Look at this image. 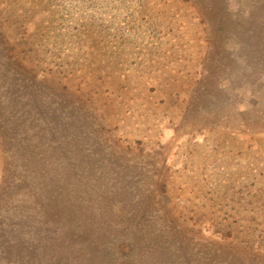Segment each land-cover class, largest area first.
<instances>
[{"label": "rangeland", "instance_id": "1", "mask_svg": "<svg viewBox=\"0 0 264 264\" xmlns=\"http://www.w3.org/2000/svg\"><path fill=\"white\" fill-rule=\"evenodd\" d=\"M0 264H264V0H0Z\"/></svg>", "mask_w": 264, "mask_h": 264}]
</instances>
